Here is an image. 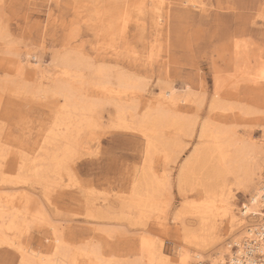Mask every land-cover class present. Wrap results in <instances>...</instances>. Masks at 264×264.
I'll return each instance as SVG.
<instances>
[{"label": "rangeland", "instance_id": "obj_1", "mask_svg": "<svg viewBox=\"0 0 264 264\" xmlns=\"http://www.w3.org/2000/svg\"><path fill=\"white\" fill-rule=\"evenodd\" d=\"M76 3L75 0H0V24L8 32L6 40L0 38V79L7 77L9 82L18 84L22 78L15 70L17 65L24 68L26 82L34 84L39 81V68H42L47 76V79L43 78V86H48L51 83L48 77L54 78L63 59L68 57L84 73L88 85L98 79L94 72L98 67L106 68L115 83L118 73L140 81L143 91L139 93V116L148 108L146 99L156 102L161 90L166 86L173 88L181 98L177 105L179 113L197 116L199 126L192 139L182 138L189 146L179 162L167 166L172 184L165 196L172 197L170 206L164 213L156 212L145 220H141L135 211L128 216L122 213L123 199L129 196L145 166L147 143L138 131L108 127L105 118V128L79 135L77 155L70 158L58 173L52 171L46 175L51 183L36 182L33 171L28 169L25 172L29 183L26 184H13L11 178L3 180L0 173V194L27 192L35 196L50 221L60 229V234L73 245L92 240L107 256L132 259L138 253L143 235L152 234L156 245L163 247L167 255L175 257L178 246L183 243L182 223L176 218V212L186 200H201L204 189L215 183L213 167L208 165L202 175L188 177L186 193L182 196L178 177L184 158L199 143L201 122L209 118L217 68L222 69L223 74L230 71L234 38L260 44L264 54V0H169L168 21L154 29L148 16L146 29L137 30L134 25L130 26L127 42L131 48L125 50L123 41L119 42L118 56L102 54L103 51L96 49L98 36L95 29L85 18H76ZM156 38L161 51L158 57L149 60L150 44ZM235 81L237 78L225 86V99L235 105L237 102L247 104L255 108V112L246 116L236 110L235 115L219 120L239 125L241 134L263 139L264 92L242 82L236 95L233 92ZM196 99L201 101L197 106ZM104 108L103 114L107 117L111 104ZM54 116L55 111L39 100L24 95L16 97L9 92L3 94L0 100V146L7 154L1 163L2 171L17 174L21 159L16 156L24 153L29 157L37 155L34 153L37 140L41 145L52 128ZM166 136H169L168 132ZM154 161L157 173L162 175L165 161L157 157ZM263 171L264 168L261 171L264 175ZM237 196V204L242 207L247 197L241 192ZM94 203L99 210L91 216L87 207ZM184 223L195 227L197 219L188 215ZM102 227L118 228L122 233L108 237ZM235 236H229L227 242L234 240ZM21 239L24 245L34 250H49L54 238L50 226L45 224L40 228L31 226ZM221 245L195 250L201 255V264H210L211 254ZM81 261L79 264H87ZM19 262L20 254L15 249L0 248V264Z\"/></svg>", "mask_w": 264, "mask_h": 264}, {"label": "bare ground", "instance_id": "obj_2", "mask_svg": "<svg viewBox=\"0 0 264 264\" xmlns=\"http://www.w3.org/2000/svg\"><path fill=\"white\" fill-rule=\"evenodd\" d=\"M75 1L76 18H85L95 29L98 36L96 49L103 51L102 54L111 53L116 56L119 55V42L123 41L125 50L131 48L127 42L130 26L134 25L137 30L146 29L149 16L153 28H157L168 21L170 6L169 0ZM200 4L203 6L202 1ZM7 37L6 28L0 24V38L6 40ZM158 40L156 38L150 44L149 60L160 54L161 44ZM232 51L230 71L223 74L222 69L216 70L209 118L201 122L199 143L184 158L178 177L182 196L186 193L188 177L202 175L208 165L213 167L215 183L204 189L201 200H186L176 212V218L182 223L183 243L178 246L175 257L167 255L163 247L156 245L149 233L143 235L138 253L132 259L107 256L99 244L92 240L73 245L60 234L58 226L50 221L42 203L27 192L0 194V248L8 246L15 249L20 254L19 264H79L81 260L87 264H201V255L195 253V250H204L209 246L215 248L222 243L221 248L211 254L210 264H264V176L261 173L264 168V137L253 139L250 134H241L239 125L219 120L235 115L236 110L246 116L254 114L255 108L247 104L228 102L225 99V86L237 78L233 85L234 94L237 95L242 82L264 92V54L260 44L238 37L232 42ZM15 70L21 74L22 79L17 84L9 82L7 77L1 78L0 100L5 92L16 97L24 95L50 106L55 116L49 134L41 138V145L40 140H37L34 151L37 155L29 157L24 153L16 156L21 159L17 174L2 171L1 163L7 153L0 146V173L3 180L11 178L13 184L29 183L25 172L28 169L33 171L36 182L51 183L46 175L52 171L58 173L70 158L77 155L80 149L79 135L84 131L93 132L105 128V118L108 127L138 131L147 143L143 160L145 166L139 180L131 187L129 196L123 199L122 213L128 216L135 211L141 220L156 212L164 213L172 199L165 196L172 184L167 166L179 162L189 146L182 138L192 139L199 126L197 116L179 113L177 105L181 98L173 88L166 86L161 90L156 102L151 98L146 99L145 105L148 108L139 116L137 106L139 93L143 89L135 77L118 73L115 83L106 68L98 67L94 70L98 79L88 85L84 73L68 57L63 59L57 75L54 78L48 77L51 81L48 86H43V78L47 79V76L42 68H39L41 77L34 84L26 82L22 66L16 65ZM195 102L197 106L201 101L196 99ZM107 104H111V109L106 117L103 110ZM166 132L169 136H166ZM156 157L165 161L162 175L156 171ZM238 192L247 197L242 207L237 204ZM95 205L87 207L91 216H95L99 210ZM188 215L197 219V226L190 227L184 223ZM45 224L50 226L54 238L49 250H34L22 243L23 233L31 226L40 228ZM101 230L108 237L122 233L118 228L102 227ZM233 234H236L234 240L227 242Z\"/></svg>", "mask_w": 264, "mask_h": 264}, {"label": "built area", "instance_id": "obj_3", "mask_svg": "<svg viewBox=\"0 0 264 264\" xmlns=\"http://www.w3.org/2000/svg\"><path fill=\"white\" fill-rule=\"evenodd\" d=\"M264 176V175H263ZM263 183V182H262ZM262 185V184H261ZM263 192H264V187H263Z\"/></svg>", "mask_w": 264, "mask_h": 264}]
</instances>
